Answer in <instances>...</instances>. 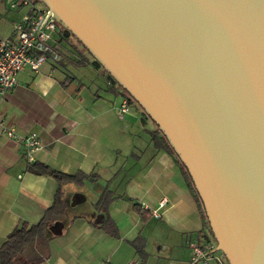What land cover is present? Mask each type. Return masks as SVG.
<instances>
[{"label": "water", "instance_id": "1", "mask_svg": "<svg viewBox=\"0 0 264 264\" xmlns=\"http://www.w3.org/2000/svg\"><path fill=\"white\" fill-rule=\"evenodd\" d=\"M39 1L40 28L55 15L162 132L204 209L207 253L264 264V0Z\"/></svg>", "mask_w": 264, "mask_h": 264}, {"label": "crops", "instance_id": "2", "mask_svg": "<svg viewBox=\"0 0 264 264\" xmlns=\"http://www.w3.org/2000/svg\"><path fill=\"white\" fill-rule=\"evenodd\" d=\"M8 1L0 0L2 38L22 10ZM57 47L59 60L48 59L38 71H20L17 85L0 95V122L21 135L32 132L41 142L28 160L22 145L0 131V246L22 223H37L54 199L56 180L27 169L38 161L88 177L62 185L65 211L49 222L48 255L34 264H191L190 245L212 239L175 154L155 145L156 126L134 103L117 117L123 95L105 69L94 77L70 71L69 64L89 53L82 44L65 50L62 41ZM112 89L115 98L107 95ZM105 188L111 191L108 206L97 205ZM163 198L167 203L158 217L146 212L141 219L133 208H156ZM22 253L14 264L45 249L32 242Z\"/></svg>", "mask_w": 264, "mask_h": 264}, {"label": "built area", "instance_id": "3", "mask_svg": "<svg viewBox=\"0 0 264 264\" xmlns=\"http://www.w3.org/2000/svg\"><path fill=\"white\" fill-rule=\"evenodd\" d=\"M12 9H24V12L13 23L9 36L0 37V95H5L17 85V74L28 68L38 71L41 65L48 59L57 61L60 54L57 51V19L50 14L43 26L41 23L48 14L47 7L39 0H9ZM40 28V29H39ZM131 102L127 97H122L121 103L116 109V115L122 119L130 111ZM0 131L8 139L22 145L23 152L28 160L33 159V153L41 145L39 139L32 132L21 135L15 128L0 122ZM167 199L159 201L156 208H150L143 204V208L149 209L156 217L160 216L159 209L165 206ZM214 240H209L203 245H190L191 264L199 261L215 260L218 264H228L222 253L216 249ZM206 253V254H205ZM205 254V255H204ZM95 264V263H93Z\"/></svg>", "mask_w": 264, "mask_h": 264}, {"label": "trees", "instance_id": "4", "mask_svg": "<svg viewBox=\"0 0 264 264\" xmlns=\"http://www.w3.org/2000/svg\"><path fill=\"white\" fill-rule=\"evenodd\" d=\"M57 25L59 24L57 23ZM57 51L60 54L61 52L60 47H57ZM74 62L75 64H82L84 62L88 63L90 62V60L87 56L85 57V55H82L81 58H79L78 60H75ZM120 93L123 95V97H127L129 102L135 104V101L131 98V96L128 95V92L124 89H121V87H120ZM157 133L160 135L159 137L155 135ZM155 134L153 135V141L155 145H157L158 147L162 146L171 151L170 147L168 146L166 140L164 139L162 135V132L159 129H157L155 130ZM176 160L180 164V168L185 177V180L187 181V185L189 186V189L192 192V195L199 206L201 215L203 217L204 225L210 231L208 220L204 214V209H202L201 202L199 200V197L195 189L192 186L188 173H186L185 169L183 168V166L181 165L177 157H176ZM27 169L37 175L51 176L52 178L56 180L58 187L55 192L52 203L50 204L49 207H47L44 210V213L41 219L37 223L29 225L27 222H24L22 223L21 226L13 229L11 232L8 233V235L6 236V238L4 239L3 243L0 246V264H14L15 258L18 257L23 252L27 244L32 243V242L41 247H44L45 254L36 255L32 258H29L23 264H34V263L44 260L48 255V251H47L48 238L45 236L46 228L49 222L59 219L63 215L65 208H66L64 197H63L62 185L67 184V183H81L82 178L88 177V175H85L82 172H76L72 174L64 173L59 170L51 168L45 163L38 162V161H35L32 163L29 162L27 164ZM110 194H111V191L105 188V191L103 192L101 197H99L96 204L97 205L100 204L102 206H108L109 199H107L106 197H109ZM133 208L139 213V215L141 216V219H144L146 212H151L149 209L144 210L143 205L140 206V205L134 204ZM146 257H147L146 253L145 252L142 253V259L144 262L146 260Z\"/></svg>", "mask_w": 264, "mask_h": 264}, {"label": "rangeland", "instance_id": "5", "mask_svg": "<svg viewBox=\"0 0 264 264\" xmlns=\"http://www.w3.org/2000/svg\"><path fill=\"white\" fill-rule=\"evenodd\" d=\"M24 12V9H22V10H20V15L22 14ZM78 40V39H77ZM79 41V40H78ZM78 43H80V44H82L80 41L78 42ZM76 44V42L75 41H69L68 43H65L64 44V42H63V47H64V49L65 50H71L72 48H73V46ZM88 57L89 58V60H90V54L89 53H86L85 54V57ZM86 61V60H85ZM70 65V71L71 72H73V73H77V72H79V71H84V72H86V73H88L89 74V77H94V76H96V74H97V72L98 73H101V72H103L104 71V67L103 66H99V68L100 69H97L96 67H94L95 65H93L92 66V64H90V62H84V63H82V64H69ZM120 87H121V89H122V86L120 85ZM114 92H113V89L107 94V95H112V98H115L116 96L113 94ZM121 103V102H120ZM146 114V113H145ZM148 117V116H147ZM120 119V118H119ZM150 126V124H147V127H149ZM40 145H41V142H40ZM23 155H25V154H23ZM72 205V204H71ZM209 234L211 235V233H210V231H209ZM210 238L213 240V236L211 235L210 236ZM215 241V240H214ZM28 254V250H26L24 253H22L24 256H25V254ZM206 262V264H218V262L217 261H215V260H209V261H199V262H197V264H202V263H205ZM19 264V263H18Z\"/></svg>", "mask_w": 264, "mask_h": 264}, {"label": "flooded vegetation", "instance_id": "6", "mask_svg": "<svg viewBox=\"0 0 264 264\" xmlns=\"http://www.w3.org/2000/svg\"><path fill=\"white\" fill-rule=\"evenodd\" d=\"M58 22V21H57ZM58 24L59 25H57V29H58V31H57V36H58V45L60 46V45H62V41L64 42H66V43H68L69 41H76V42H79L78 40H77V38L75 37V35L74 34H71V31H69L68 29H66L62 24H60L59 22H58ZM90 54V53H89ZM91 55V54H90ZM95 59H94V57L91 55V60H90V63L92 62V61H94ZM99 66H101V65H99ZM107 75H108V73H106ZM115 84H118V83H114L113 85H115ZM112 85V86H113Z\"/></svg>", "mask_w": 264, "mask_h": 264}]
</instances>
